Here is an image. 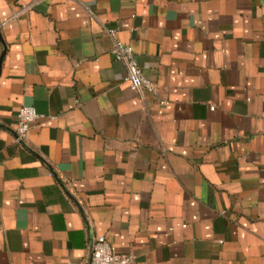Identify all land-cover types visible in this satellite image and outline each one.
<instances>
[{"label": "crops", "instance_id": "obj_1", "mask_svg": "<svg viewBox=\"0 0 264 264\" xmlns=\"http://www.w3.org/2000/svg\"><path fill=\"white\" fill-rule=\"evenodd\" d=\"M100 236L264 264V0H0V264H89Z\"/></svg>", "mask_w": 264, "mask_h": 264}, {"label": "built area", "instance_id": "obj_2", "mask_svg": "<svg viewBox=\"0 0 264 264\" xmlns=\"http://www.w3.org/2000/svg\"><path fill=\"white\" fill-rule=\"evenodd\" d=\"M109 36L115 37L114 31H108ZM111 55L117 62L125 65L127 70L126 81L131 88L137 92L144 90L154 91V86L148 80L140 68L134 49L117 40L111 49ZM213 109V108H212ZM41 116L34 107L22 105L17 114V141L25 142L33 127ZM89 264H137L135 256L132 254H116L112 251L107 238L100 236L94 239L91 249V259Z\"/></svg>", "mask_w": 264, "mask_h": 264}]
</instances>
